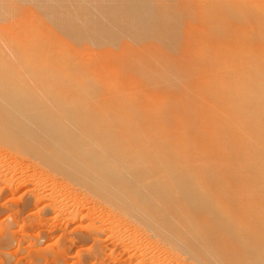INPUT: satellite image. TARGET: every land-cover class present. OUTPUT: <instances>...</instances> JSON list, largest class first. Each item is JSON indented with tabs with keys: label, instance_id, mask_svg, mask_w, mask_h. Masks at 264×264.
<instances>
[{
	"label": "bare ground",
	"instance_id": "obj_1",
	"mask_svg": "<svg viewBox=\"0 0 264 264\" xmlns=\"http://www.w3.org/2000/svg\"><path fill=\"white\" fill-rule=\"evenodd\" d=\"M0 148L106 264H264V0H0Z\"/></svg>",
	"mask_w": 264,
	"mask_h": 264
},
{
	"label": "rangeland",
	"instance_id": "obj_2",
	"mask_svg": "<svg viewBox=\"0 0 264 264\" xmlns=\"http://www.w3.org/2000/svg\"><path fill=\"white\" fill-rule=\"evenodd\" d=\"M71 10H69L70 14ZM73 11L72 16L75 15ZM89 11L90 9H88ZM77 12L79 13V11ZM81 12L82 10H80ZM90 13L91 18L90 16L87 19L84 17L88 22L93 17V14ZM82 15L84 16V14ZM88 27L91 28L90 25ZM110 29L111 24L108 28L109 32L112 30ZM114 29L116 30V28ZM89 33L87 36L91 35V32ZM15 39L17 40L16 37ZM19 39L23 40V38ZM22 40L21 42H23ZM24 40L26 39L24 38ZM16 153L0 148V264H87L88 262V264H98L97 262L106 264L111 260L124 257L120 254L123 250L115 236L112 238L111 234H107V236L106 233L95 232L96 228L102 231L101 228H104L103 224L107 222V217L100 214L91 203L81 198L82 196L76 195L78 197L72 201L70 197L68 198L67 193L62 194L60 203L65 206L58 203L61 209H58L57 212L56 209H49L44 202H39L35 195L43 191L53 193L55 192L54 188L50 181L43 177L40 170L35 169L28 159ZM14 156H18L20 160L18 157L14 159ZM3 176L13 178L14 182L5 185ZM81 190L83 189L81 188ZM51 201L46 199L47 203ZM86 210L92 211L91 214L86 215ZM91 225H95V230L89 229ZM116 235L119 234L116 233ZM123 236L125 237V234ZM4 239H9V241L6 243ZM38 253L40 255L37 256ZM93 255H95L94 258Z\"/></svg>",
	"mask_w": 264,
	"mask_h": 264
}]
</instances>
